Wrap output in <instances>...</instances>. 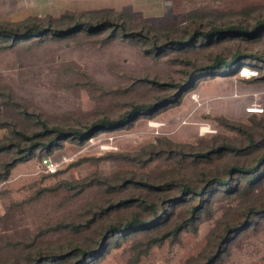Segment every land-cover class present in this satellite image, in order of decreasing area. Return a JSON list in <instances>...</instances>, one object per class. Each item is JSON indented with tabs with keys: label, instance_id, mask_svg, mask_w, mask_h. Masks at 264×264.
Masks as SVG:
<instances>
[{
	"label": "trees",
	"instance_id": "trees-1",
	"mask_svg": "<svg viewBox=\"0 0 264 264\" xmlns=\"http://www.w3.org/2000/svg\"><path fill=\"white\" fill-rule=\"evenodd\" d=\"M99 35L106 42L120 38L139 45L153 58L174 53V59L190 67L182 69L176 82L142 78L116 90L104 89L85 77L91 91L126 97L128 108L112 115L103 113L80 127L50 124L10 87H0V129L6 130L0 138V182L8 179L17 164L35 157L41 160L65 140L81 145L92 137L130 130L139 119L156 118L180 105L206 78L234 76L248 67L260 72L264 80V49L247 46L264 38V18L247 26L241 22L202 24L192 19L184 27L171 28L147 20L135 22L125 11L64 12L45 20L0 23V50ZM141 83L151 87L152 98H133L135 86ZM250 115L251 125L216 118L233 135L199 136L195 142L155 136L132 151L84 156L72 162L69 166L107 160L128 168L39 185L28 198L10 204L0 216V264H101L123 244L131 250L127 264H137L154 246L178 242L184 232L197 231L200 223L215 216L219 204L222 217L209 233L203 261L190 264L218 263L240 237L264 227V117L255 121L257 114ZM60 173L63 170L44 173L42 178ZM50 198L48 207L53 209L44 212L40 221L33 217L36 222L20 235L15 230L20 208Z\"/></svg>",
	"mask_w": 264,
	"mask_h": 264
},
{
	"label": "rangeland",
	"instance_id": "rangeland-1",
	"mask_svg": "<svg viewBox=\"0 0 264 264\" xmlns=\"http://www.w3.org/2000/svg\"><path fill=\"white\" fill-rule=\"evenodd\" d=\"M89 10L103 13L125 11L132 15L135 22L147 20L159 27H184L192 19L202 24L208 21L213 24L241 22L247 26L264 18V0H0V23H16L27 18L45 20L48 16L59 17L64 12L77 14ZM102 38L103 35H99L69 41H49L39 46L17 44L2 49L0 87H10L15 96L26 101L30 110L39 112L50 124L80 127L88 120L101 117L103 113L112 115L128 108L126 97L98 95L99 91H91L84 83L85 77L104 89L116 90L142 78L176 82L181 79L182 69L190 67L174 59V53L153 58L147 56L139 45L120 38L108 42ZM249 45L256 50L264 49V38L257 43H247ZM249 70L257 72V76L244 78L237 74L206 78L183 98L180 105L156 118L139 119L130 130L112 131L98 136L102 139L113 137L112 148L102 149L97 144L87 147V142L79 145L65 140L61 148L47 156L59 159L65 154L71 156L79 150H85L75 155L73 161L60 169L63 173L57 176L42 178L44 173L39 170L40 160L36 157L17 164L8 179L0 182V216L7 213V208L13 202L28 198L39 185L53 184L60 179H84L94 172L109 175L128 168L126 164L107 160L85 161L77 166H69L84 156L132 151L151 138L162 135L177 142H195L199 136L220 133L233 135V132L218 125L216 118L220 116L232 122L254 124L249 120L251 115L245 111V107L256 101L264 108V80L260 79V72L253 68ZM152 94L153 90L145 83L135 86L132 92L133 98L138 100L152 98ZM255 117V121H259L264 117V112ZM150 120L155 124H166L155 128L148 125ZM200 122L211 123L216 132L199 135L197 124ZM156 130L159 134H155ZM5 132L0 129V138ZM52 201V198L42 199L20 208L21 216L15 223V230L21 235L26 228L32 227L33 222H36L34 219L40 221L44 212L53 209L48 207ZM231 204H235V200ZM215 208V216L200 223L197 231L184 232L178 242L165 241L161 246H154L137 264L202 262L209 233L215 228L216 220L222 217L223 208L219 204ZM130 254L128 244H123L113 249L101 264H127ZM216 264H264V227L240 237Z\"/></svg>",
	"mask_w": 264,
	"mask_h": 264
},
{
	"label": "built area",
	"instance_id": "built-area-1",
	"mask_svg": "<svg viewBox=\"0 0 264 264\" xmlns=\"http://www.w3.org/2000/svg\"><path fill=\"white\" fill-rule=\"evenodd\" d=\"M239 76L244 78H250L257 76V72L254 70H249V68L242 67L239 71ZM195 100H198L195 98ZM198 102V101H197ZM245 111L249 114H262L264 112V108L261 104L256 103V101L251 102L247 107H245ZM185 123V122H184ZM165 122H157L156 124L153 121H149L148 125L153 126L155 128L164 126ZM197 132L199 135H205L209 133H215L216 128H214V125H212L209 122H200L197 124ZM155 134H159L158 130H156ZM112 141L113 137H108L106 139H102L100 137H92L87 141V147H90L91 145L97 144L102 149H108L112 148ZM85 149L79 150L76 154H73L71 156L63 155L59 159H53L49 156L42 157L39 162V170H41L45 174H54L61 168H63L65 165L73 161L75 158V155L80 154Z\"/></svg>",
	"mask_w": 264,
	"mask_h": 264
}]
</instances>
